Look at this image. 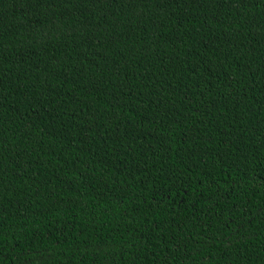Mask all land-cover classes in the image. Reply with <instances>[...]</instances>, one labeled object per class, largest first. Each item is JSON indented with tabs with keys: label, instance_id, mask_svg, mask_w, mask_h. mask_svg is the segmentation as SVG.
I'll return each instance as SVG.
<instances>
[{
	"label": "trees",
	"instance_id": "trees-1",
	"mask_svg": "<svg viewBox=\"0 0 264 264\" xmlns=\"http://www.w3.org/2000/svg\"><path fill=\"white\" fill-rule=\"evenodd\" d=\"M0 264H264V0H0Z\"/></svg>",
	"mask_w": 264,
	"mask_h": 264
}]
</instances>
